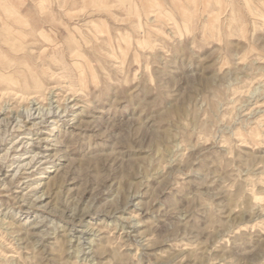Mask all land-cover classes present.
<instances>
[{
  "label": "rangeland",
  "instance_id": "obj_1",
  "mask_svg": "<svg viewBox=\"0 0 264 264\" xmlns=\"http://www.w3.org/2000/svg\"><path fill=\"white\" fill-rule=\"evenodd\" d=\"M0 23V264H264V0Z\"/></svg>",
  "mask_w": 264,
  "mask_h": 264
},
{
  "label": "bare ground",
  "instance_id": "obj_2",
  "mask_svg": "<svg viewBox=\"0 0 264 264\" xmlns=\"http://www.w3.org/2000/svg\"><path fill=\"white\" fill-rule=\"evenodd\" d=\"M10 23H11V22H10ZM0 24H1V23H0ZM11 24H12V23H11ZM1 27H2V26H1ZM19 28H20V27H19ZM18 33H19V32H18ZM10 36H11V35H10ZM10 36H9V37H10ZM21 37H22V36H21ZM12 38H13V37H12ZM17 38H18V37H17ZM23 39H25V38H23ZM8 40H9L8 38H5V39H4L5 42H8ZM9 42H10V41H9ZM3 43H4V42H3ZM10 44H11V43H10ZM22 54H23V53H22ZM1 59H2V58H1ZM12 94H13V93H12ZM91 240H92V239H91ZM89 241H90V240H89Z\"/></svg>",
  "mask_w": 264,
  "mask_h": 264
}]
</instances>
